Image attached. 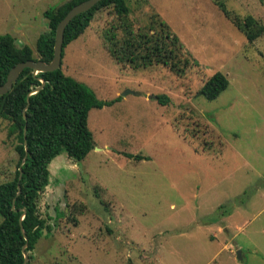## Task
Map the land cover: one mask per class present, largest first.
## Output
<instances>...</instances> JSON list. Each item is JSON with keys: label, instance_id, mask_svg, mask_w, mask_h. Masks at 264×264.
Wrapping results in <instances>:
<instances>
[{"label": "rangeland", "instance_id": "374dc122", "mask_svg": "<svg viewBox=\"0 0 264 264\" xmlns=\"http://www.w3.org/2000/svg\"><path fill=\"white\" fill-rule=\"evenodd\" d=\"M67 1L0 0V34L38 57L44 12ZM223 1L264 24V0ZM128 3L126 21L100 9L64 49L65 74L114 102L91 109L96 147L83 161L51 162L37 200L48 228L30 264H264V34L249 41L216 0ZM156 13L191 61L184 75L110 52L107 30L149 31ZM217 71L230 84L209 100L198 92ZM9 126L0 118V183L19 160Z\"/></svg>", "mask_w": 264, "mask_h": 264}, {"label": "trees", "instance_id": "16d2710c", "mask_svg": "<svg viewBox=\"0 0 264 264\" xmlns=\"http://www.w3.org/2000/svg\"><path fill=\"white\" fill-rule=\"evenodd\" d=\"M82 1L69 0L44 12L49 20L50 31L38 38V57L31 46L19 47L12 34H0V84L7 81L10 70L19 62L53 60L58 24L73 6ZM216 4L245 33L249 41L253 42L264 34V24L254 16L248 15L242 19L229 11L223 0H216ZM110 6L126 21L131 12L128 0H102L70 22L65 32L64 49L84 33L98 10ZM152 22L151 30L138 33L133 26L123 22L126 24L123 36H118L113 29L107 30L105 38L109 41L111 54L120 59L118 52L124 49L128 60L136 68L158 64L169 67L178 75H184L191 67V61L182 56L180 38L159 14L153 15ZM42 79L46 80L45 85L34 93L33 90L43 84ZM229 84L227 75L217 71L200 87L198 93L214 100ZM157 99L164 104L170 102L167 94H160ZM113 102L98 98L93 89L65 74L62 67L37 74L31 68H25L13 88L6 94H0V118L10 121L9 135L15 136L19 154L14 178L0 183V214L3 217L0 222V264H23V246L26 244L29 258H33L30 252L36 248L44 230L48 228L46 220L38 212L37 200L50 182L51 162L63 152L76 162L85 159L96 147L94 134L89 127L90 111ZM26 155V161L22 164ZM126 156L142 158L131 153H126Z\"/></svg>", "mask_w": 264, "mask_h": 264}, {"label": "water", "instance_id": "95a60500", "mask_svg": "<svg viewBox=\"0 0 264 264\" xmlns=\"http://www.w3.org/2000/svg\"><path fill=\"white\" fill-rule=\"evenodd\" d=\"M102 0H84L75 6H73L70 11L66 14V16L60 21L56 30V40L54 47V58L51 62H47L43 59L39 60H27L17 63L9 72L7 81L4 84H0V94L8 93L14 86V83L19 79L21 73L25 68H31L34 74L39 72H50L55 71L62 67L63 65V52H64V43H65V32L67 26L70 22L79 14L84 13L86 11L94 8L99 2ZM43 84L33 90V92L39 91L46 83L45 79H42ZM128 92V91H127ZM125 92L124 94H126ZM30 102L28 103V105ZM25 117L27 118V114L25 113ZM27 148V144H26ZM27 155L23 158L22 164L26 161ZM21 175H22V165L20 167ZM21 191V186H19V193ZM15 203V200H14ZM23 217H21V221ZM24 232V229H23ZM26 236V235H25ZM27 239V236H26ZM27 244L23 246V252L25 255V261L23 264H28L29 262V254L26 250ZM238 257L242 259L241 251L238 252Z\"/></svg>", "mask_w": 264, "mask_h": 264}, {"label": "crops", "instance_id": "0c3cea01", "mask_svg": "<svg viewBox=\"0 0 264 264\" xmlns=\"http://www.w3.org/2000/svg\"><path fill=\"white\" fill-rule=\"evenodd\" d=\"M93 150H94V149H93ZM88 155H89V154H88ZM88 155H87V156H88ZM83 160H84V159H83ZM83 160H82V161H83ZM80 162H81V161H80Z\"/></svg>", "mask_w": 264, "mask_h": 264}]
</instances>
